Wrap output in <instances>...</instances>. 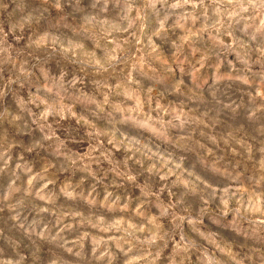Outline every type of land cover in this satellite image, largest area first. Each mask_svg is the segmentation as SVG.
<instances>
[{"label":"clouds","instance_id":"1","mask_svg":"<svg viewBox=\"0 0 264 264\" xmlns=\"http://www.w3.org/2000/svg\"><path fill=\"white\" fill-rule=\"evenodd\" d=\"M0 264H264V0H0Z\"/></svg>","mask_w":264,"mask_h":264}]
</instances>
